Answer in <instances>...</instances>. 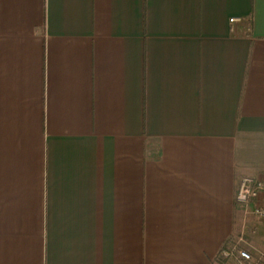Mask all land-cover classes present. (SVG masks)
<instances>
[{"label": "crops", "instance_id": "obj_1", "mask_svg": "<svg viewBox=\"0 0 264 264\" xmlns=\"http://www.w3.org/2000/svg\"><path fill=\"white\" fill-rule=\"evenodd\" d=\"M243 176L264 0H0V264L264 261Z\"/></svg>", "mask_w": 264, "mask_h": 264}, {"label": "built area", "instance_id": "obj_2", "mask_svg": "<svg viewBox=\"0 0 264 264\" xmlns=\"http://www.w3.org/2000/svg\"><path fill=\"white\" fill-rule=\"evenodd\" d=\"M237 20H239V18H230L231 23H234ZM232 30H234V27H232ZM263 192V179L259 177L243 176L236 193V200L238 203L244 205L245 212L249 211L253 213V215L260 221H264V204L259 202L258 200ZM253 201H257V203L254 205L253 209L250 210L249 205ZM242 240L243 235L240 236L236 241H234L231 247L223 250L224 256L229 257L233 254L236 255L237 264H264L262 258L255 257L248 249L240 245L242 243Z\"/></svg>", "mask_w": 264, "mask_h": 264}, {"label": "rangeland", "instance_id": "obj_3", "mask_svg": "<svg viewBox=\"0 0 264 264\" xmlns=\"http://www.w3.org/2000/svg\"><path fill=\"white\" fill-rule=\"evenodd\" d=\"M245 211V210H244ZM244 213H247V215L249 216L250 214H248L249 213V211H246V212H244ZM256 219V218H255ZM258 220V219H257ZM260 221V220H259ZM249 232H251V229L249 230V226H246L245 227V230H244V234H243V240H242V243L240 244L242 247H244L245 248V246H246V243H249L250 241V237H249V235L247 234V233H249ZM231 245H232V243L230 242V244H228V248L229 247H231ZM232 256H233V258H235V264H237V262H236V256L233 254V255H231V256H229V260H233L234 261V259L232 258Z\"/></svg>", "mask_w": 264, "mask_h": 264}, {"label": "trees", "instance_id": "obj_4", "mask_svg": "<svg viewBox=\"0 0 264 264\" xmlns=\"http://www.w3.org/2000/svg\"><path fill=\"white\" fill-rule=\"evenodd\" d=\"M223 258L221 257V260H222ZM224 260V259H223Z\"/></svg>", "mask_w": 264, "mask_h": 264}]
</instances>
